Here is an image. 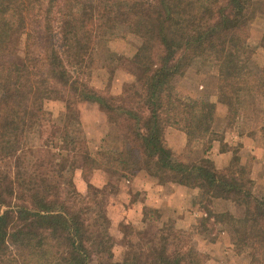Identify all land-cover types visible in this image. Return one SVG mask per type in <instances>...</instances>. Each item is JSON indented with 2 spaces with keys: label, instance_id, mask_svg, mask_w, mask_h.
Here are the masks:
<instances>
[{
  "label": "trees",
  "instance_id": "16d2710c",
  "mask_svg": "<svg viewBox=\"0 0 264 264\" xmlns=\"http://www.w3.org/2000/svg\"><path fill=\"white\" fill-rule=\"evenodd\" d=\"M253 22H264V0H0V161L14 162L12 171L0 167V264L18 261L12 247L28 250L25 264H89L83 243L88 228L76 223L89 209L76 205L81 195L73 176L77 159L93 152H86L68 125L78 119L81 102L96 104L121 135L113 168L130 167L160 185L197 188L196 202L231 201L241 211L236 220L228 217L240 225L236 240L249 249L247 264H264V198L251 192L250 168L231 158L217 167L210 154L177 163L164 139L168 126L192 135L213 118L214 103L183 106L171 95L173 79L199 55L218 60L217 100L227 119L264 95V66L253 71L243 50ZM111 30L150 45L148 55L131 56L132 79L116 93L111 73L98 88L70 70L77 57L89 77L97 42ZM103 68H94L99 82ZM49 100L63 103L64 117L57 122L44 108ZM29 132L40 139L47 133L36 150L27 149ZM139 237L121 260L114 261L110 251L96 264L205 262L187 233L174 226L162 224Z\"/></svg>",
  "mask_w": 264,
  "mask_h": 264
},
{
  "label": "rangeland",
  "instance_id": "374dc122",
  "mask_svg": "<svg viewBox=\"0 0 264 264\" xmlns=\"http://www.w3.org/2000/svg\"><path fill=\"white\" fill-rule=\"evenodd\" d=\"M247 32L248 38L243 49L245 56H248L247 65L253 71L259 70L264 66V22L261 24H257V22L251 23ZM101 38L97 42L95 52L97 60H93L95 64L91 69L92 74L89 77L88 74H85V69L81 67L77 57L71 62L70 70L72 68L71 71L74 75L81 73L80 75L83 79L90 78L91 85H96L98 88L104 87L111 73L112 92L116 93L124 82L132 79L135 69L131 65V56L134 54L148 55L150 45L122 30L108 31ZM118 56L121 57L117 59ZM90 64L89 66H91ZM98 64L104 66V73H102L103 76L100 82L97 79L98 76H96L98 71H94L95 66ZM217 66V58L211 55H199L191 62L185 74L176 76L171 83L173 100L183 106L193 102L209 103L216 99L212 120L208 123L203 122L200 127L198 126L199 128L195 129L192 135H188L190 139L187 152L185 151L181 155L172 152L173 159L177 163L192 164L201 157L203 151L208 147L210 139L222 138L223 133L233 127L235 128L237 123L236 130L239 133H247L250 130L252 135L257 134V144L264 143V95H256L252 108L246 111L238 109L233 118L227 119V109L219 104L217 100ZM76 106L78 119L70 120L71 124H68L70 127L69 131L76 141L85 143L83 148L86 152L93 153L88 159L84 157L77 159V170L82 171V173L81 176H73L75 188L77 190V186L81 182L90 183L92 179L94 181L99 179L98 171L102 172V176L108 173L112 179L111 182H108L102 188L97 184L86 183L87 186L84 192L77 190V194L81 195L76 202L77 207L84 210L86 208L89 209V211L85 210V212L81 210L82 212L79 213L76 220V223H79L82 229L83 227L88 228L86 235L84 234L83 243L89 257V264H96L95 260L106 257V253L110 251L113 252L114 261L121 260L123 251L131 240H138V236L153 234L162 224H168L176 229L185 231L190 238L192 247L205 256L204 264L248 263V247L246 244L238 243L236 240L235 229L240 227V225L235 220L239 218L241 211L237 210L233 203V206H231V201L229 200H220L228 201L229 204H224L223 202L213 204L212 201L214 199L220 198H211L210 202L205 200L196 202L197 200H193L188 202L189 206L185 203L182 208L180 204L177 206L176 203L175 205V202L170 208L146 207L138 217L133 216L134 206V208H131V213L128 214L127 223L119 222V217L111 220V216H108L106 209V201L109 198L106 195L110 194L113 196L114 194L115 196L113 192L117 191V187L122 181L120 175L124 173H127L125 181H129L127 185L126 183L124 185L130 187L133 182L132 177L136 174V171H132L128 167L123 173L120 169L112 167V165H116L113 155L119 150L117 147L121 148L122 145L121 135L117 127L107 120L105 114L99 110L98 106L87 102L78 103ZM44 108L50 113L53 122L54 120L57 122L62 116L64 117L63 103L58 100L47 101L44 104ZM103 120L107 121V126H105ZM252 130L258 131L254 132ZM46 137V132L43 133L41 139L38 135L36 136V133L29 132L26 139L27 149L36 150L40 145V140L45 141ZM228 147L232 152L231 159L235 163L244 165L251 170V165L253 164L250 155H244L243 151L239 150L241 149L239 144L225 145L224 150L228 149ZM0 162L1 169L5 168L4 170L9 169V171H12L13 159H6ZM252 170V177L255 180L252 181L251 192L259 198H264V172L262 170L260 172L256 167ZM175 206L178 207V210L175 209ZM193 207L196 208L191 209ZM218 209H220L219 212H216ZM97 211L101 212V218ZM180 211L182 214H180ZM193 211L200 212L202 214L200 218L192 219L191 214ZM189 215L190 217H188ZM230 215H233L235 220L231 221V218L228 217ZM97 217L100 218L96 221L97 226H93ZM12 251L18 259L15 264H25L24 260L28 259L27 257L30 255L28 250L23 248L12 247Z\"/></svg>",
  "mask_w": 264,
  "mask_h": 264
},
{
  "label": "crops",
  "instance_id": "0c3cea01",
  "mask_svg": "<svg viewBox=\"0 0 264 264\" xmlns=\"http://www.w3.org/2000/svg\"><path fill=\"white\" fill-rule=\"evenodd\" d=\"M216 99L211 101V103H215ZM217 111V108H216ZM237 119V118H236ZM105 123V126H107V121L103 120ZM238 126V123L236 127L229 129L228 131H225L222 135V144L231 146L232 144H239V147L241 149V152L246 155L249 154L252 164L251 165V180L254 181L255 179L252 177V169L254 167L257 168L261 172V170L264 172V143L263 144H257V134L252 135L251 131H247V133H239L236 128ZM236 130V131H235ZM254 131V130H252ZM258 130H255L254 132H257ZM164 139L167 144V146L171 149V151L175 154H183L189 147V139L190 137L185 134L183 131L176 129L174 127H166L164 131ZM208 147L203 151L202 156L205 154H210L213 159L215 160V165L217 167L222 166L228 159L231 158L232 152L228 149L221 151L220 146L221 142L219 139H214L211 141V144L208 145ZM117 149H120V147ZM187 152V151H186ZM259 167V168H258ZM256 170V171H257ZM96 171V170H94ZM255 171V172H256ZM124 173V171H121ZM82 171H76L75 176H81ZM100 174V175H99ZM127 174V173H126ZM98 177L99 179H96L94 181L93 179L88 182H81L77 186V190L79 192H84L86 190L87 184L91 185H98L100 188L107 185L108 182H111V177L107 174L102 176V172L98 171ZM102 177V179H100ZM122 177V174L120 175V179ZM105 178V179H104ZM122 180V179H121ZM126 180V179H125ZM124 181L126 185L129 183V181ZM133 182L131 183L133 188L131 190L130 187H127L124 184H121V182L118 185V191L117 194H107V211L108 216H111V220L119 217V222L127 223V217L128 214L131 213V208L133 209V216H140L143 212L144 208H161L166 207L170 208L172 204L175 202V205L177 203L180 204L181 208L182 205L185 203L188 205L189 201H193L196 196L199 194V189L197 188H188L183 187L175 184H157L155 182H152L149 180L145 174H140V172H136L134 176L132 177ZM85 181V180H84ZM87 183V184H86ZM221 199H214L213 204H217L220 202H223L224 204H229L228 201H220ZM231 206H233L232 202ZM175 206V209L178 210V207ZM189 206V205H188ZM196 207H193L191 209H195ZM186 210V208H184ZM220 209L216 210V212H219ZM111 211V212H109ZM182 211V210H181ZM180 211V214L182 212ZM185 213V212H184ZM187 213V211H186ZM188 215V213H187ZM202 214L197 211H193L191 214V218H200ZM204 216V215H203ZM135 217V219H136ZM190 217V215L188 216ZM131 221V219H130ZM181 228V227H180Z\"/></svg>",
  "mask_w": 264,
  "mask_h": 264
},
{
  "label": "built area",
  "instance_id": "2783aa9c",
  "mask_svg": "<svg viewBox=\"0 0 264 264\" xmlns=\"http://www.w3.org/2000/svg\"><path fill=\"white\" fill-rule=\"evenodd\" d=\"M205 215V214H204Z\"/></svg>",
  "mask_w": 264,
  "mask_h": 264
}]
</instances>
